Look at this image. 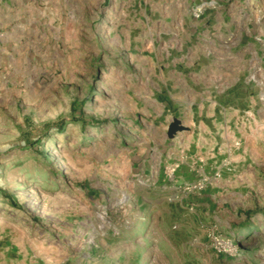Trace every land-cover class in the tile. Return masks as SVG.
Segmentation results:
<instances>
[{
    "label": "rangeland",
    "instance_id": "1",
    "mask_svg": "<svg viewBox=\"0 0 264 264\" xmlns=\"http://www.w3.org/2000/svg\"><path fill=\"white\" fill-rule=\"evenodd\" d=\"M0 264H264V0H0Z\"/></svg>",
    "mask_w": 264,
    "mask_h": 264
}]
</instances>
